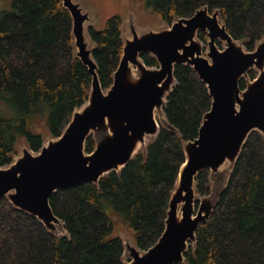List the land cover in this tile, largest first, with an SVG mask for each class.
Wrapping results in <instances>:
<instances>
[{
  "label": "trees",
  "instance_id": "obj_1",
  "mask_svg": "<svg viewBox=\"0 0 264 264\" xmlns=\"http://www.w3.org/2000/svg\"><path fill=\"white\" fill-rule=\"evenodd\" d=\"M161 22L190 18L198 9L218 11L227 33L246 51L264 39V0H145ZM93 58L103 90L112 84L122 56L121 18H107L102 29L88 28ZM197 38L205 41L202 33ZM72 20L61 0H11L0 13V98L16 119L0 118V168L9 166L20 141L33 152L42 135L31 127L45 121L52 138L61 135L75 109L87 100L88 69L75 57ZM147 67H158L149 55ZM250 80L255 73L248 72ZM176 85L163 109L168 126L159 125L145 154H138L119 173L55 192L49 198L53 214L66 236L57 238L33 217L0 201V264H124L123 245L108 203L141 251L161 237L179 169L183 144L198 136L210 110L206 86L190 67L175 66ZM244 89L242 81L239 82ZM93 138L85 152L94 149ZM208 171L197 175L196 193L209 195ZM196 243L184 253L185 264H264V137L252 132L234 164L212 216L196 230Z\"/></svg>",
  "mask_w": 264,
  "mask_h": 264
},
{
  "label": "water",
  "instance_id": "obj_2",
  "mask_svg": "<svg viewBox=\"0 0 264 264\" xmlns=\"http://www.w3.org/2000/svg\"><path fill=\"white\" fill-rule=\"evenodd\" d=\"M61 4L72 20L75 57L91 75L88 100L74 110L59 137L50 136L46 142L42 137L38 152L24 147L9 166L0 168V201L6 199L14 209L36 218L53 236L65 237L49 198L85 184L97 186L106 175L119 174L134 156L145 154L147 137L153 141L159 131L156 113L164 115L176 85L175 66L190 67L206 86L211 107L197 138L183 144L185 160L170 195L164 231L147 251L138 249L134 240L115 235L122 241L124 264H185L184 253L194 248L197 228L212 216L248 136L257 132L264 137V39L252 52L246 51L227 33L219 12L206 7L158 30L138 29L130 14L123 25L129 37L121 30L118 68L110 87L103 90L88 34L89 27L95 28L92 12L80 1ZM199 33L207 38V47L197 38ZM142 55L152 57L158 67H147ZM251 70L257 76L241 90L239 82ZM160 124L168 126L165 115ZM90 136L95 146L86 153ZM141 149L144 153H139ZM204 171L213 185L209 195L201 197L195 181Z\"/></svg>",
  "mask_w": 264,
  "mask_h": 264
},
{
  "label": "rangeland",
  "instance_id": "obj_3",
  "mask_svg": "<svg viewBox=\"0 0 264 264\" xmlns=\"http://www.w3.org/2000/svg\"><path fill=\"white\" fill-rule=\"evenodd\" d=\"M80 1L83 8H89L91 10V17L93 20L94 27L96 29H102L104 23L107 18H110L113 15H118L121 18V30L123 37H129L128 30L123 27L126 23L128 24L129 15L132 14V18L136 24L138 29H147L151 28L154 30L169 28L170 25H167L156 18V16L152 13L151 9L146 6L145 0H76ZM11 0H0V13L1 11H7L10 8ZM88 9V10H89ZM207 41V38H206ZM206 41H201L202 46L207 47ZM89 42V41H88ZM90 43V42H89ZM219 50H222L223 45L217 44ZM207 50V48L205 49ZM257 76V72L252 70ZM242 78V82L244 86L247 82H250V78L248 76ZM0 118L5 119H16V114L11 106L2 98H0ZM156 122H163L164 115L163 113H156L155 116ZM31 127L34 131L39 132L44 141L51 140L52 138L48 134L47 127L45 125V121L42 118L34 119L31 122ZM152 141L151 138L146 139V145H148ZM24 147H27L24 141H20L17 146L18 152L15 154V157L19 156L20 150ZM139 153H144V149H141ZM34 154V153H33ZM18 155V156H17ZM227 167V165H225ZM229 172V171H228ZM227 172V174H228ZM213 185L210 183V186ZM105 213L113 220L114 222V235H118L123 240L128 239L129 242H133L132 234L127 231L123 225L121 224L120 218L116 215L112 209V207L103 202ZM197 208V205H195Z\"/></svg>",
  "mask_w": 264,
  "mask_h": 264
}]
</instances>
